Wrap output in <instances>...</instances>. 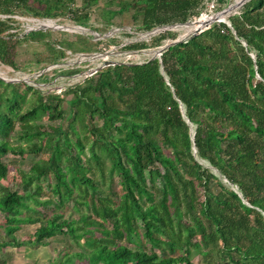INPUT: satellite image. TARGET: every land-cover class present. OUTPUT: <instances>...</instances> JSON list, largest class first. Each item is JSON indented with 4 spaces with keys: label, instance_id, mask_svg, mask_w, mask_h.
<instances>
[{
    "label": "trees",
    "instance_id": "1",
    "mask_svg": "<svg viewBox=\"0 0 264 264\" xmlns=\"http://www.w3.org/2000/svg\"><path fill=\"white\" fill-rule=\"evenodd\" d=\"M211 1L218 10L230 0H0V64L48 82L83 70L49 65L118 42L87 30L24 31L15 15L146 32ZM228 20L61 90L0 77V250L35 251L61 236L50 264H194V255L196 264H264V0ZM175 34L122 48H160Z\"/></svg>",
    "mask_w": 264,
    "mask_h": 264
},
{
    "label": "rangeland",
    "instance_id": "2",
    "mask_svg": "<svg viewBox=\"0 0 264 264\" xmlns=\"http://www.w3.org/2000/svg\"><path fill=\"white\" fill-rule=\"evenodd\" d=\"M235 0H230L228 3H233ZM239 7L234 10L233 13L238 11ZM220 10V9H218ZM209 7L207 6V9L205 11H202L201 13H209ZM217 10H213L212 12H215ZM200 13V14H201ZM231 13V14H233ZM199 14V15H200ZM194 16V17H199ZM225 15V18H221V21H223L225 24L228 26L230 25V22L228 20V16ZM15 17L19 20L20 22V28H22L24 31L29 30L30 28H36L37 26L41 24H47V25H62L64 27H69L68 28H63L61 30H65L67 33H64L62 37L64 38H73L72 33L78 29H74L71 27H78V25L73 24L71 21H65L64 23H58L56 20L53 19H38V18H32V17H24V16H18L15 15ZM194 17L188 19L192 20ZM220 22V21H217ZM94 24L100 25L99 21H95ZM124 26L130 27V30H117L116 32L113 33L118 39V42L113 44V43H108V44H103L100 45V50H97L95 52H89V53H83V52H78L76 54H69L67 55L64 60L60 63L49 65L46 67L51 71L52 68L56 67H72L73 65H79L82 67V71L76 74H71L69 76L66 75H59V74H54V77L48 81V82H35V78L37 77V73H22L17 70H12L10 67L5 66L0 64V77H2L5 80H24L25 82H28L30 84H33L37 87H39L42 91L47 92L52 89H57L61 90L67 86H70L78 81H80L85 74H89L92 69H95L101 65L104 64V62H143L147 59L153 58L154 56H157L159 53L160 48L157 47H150V48H142V49H134V50H129V49H124L122 48L123 45L131 43V42H136L140 40H148L151 35L146 34L145 32H140L137 31L132 27V25H128L126 23ZM114 28H117L116 26H112L109 30L110 31ZM68 29V30H67ZM186 27L182 28H175L173 32H175V37L174 39H180L184 40L190 36V34L193 32V30ZM55 30L56 29H52ZM106 31V32H107ZM120 31H127L131 36H126V35H119L118 32ZM90 32V31H89ZM105 32V33H106ZM91 33V32H90ZM112 36V35H111ZM93 39H100L98 37H94ZM170 42V40H167L165 44ZM39 49H43V43L41 42L40 45L38 46ZM69 53V51H67ZM26 53L22 54V57H24ZM29 56V54H27ZM26 57V56H25ZM45 68V69H46ZM49 71V72H50ZM24 92V95L22 94V97L24 99H29L31 97V94L29 92ZM18 158V157H17ZM31 160V155H26L24 159L19 160V170L20 173L24 172L27 170L29 167ZM198 161L203 164V166L208 167L212 172L216 173L221 181L223 183H227L225 178H223L219 172L212 167L206 160L198 158ZM12 174L9 175V180L5 182L8 186L13 187L14 184L18 182L19 179V174L16 172L15 176L16 178H13V167L10 166ZM18 174V175H17ZM235 187V186H234ZM32 225H28L27 227L24 228L25 232H31L33 230ZM22 237H27V234H24ZM67 238L66 237H58L57 239L51 240V242L45 246H39L35 251L28 246V245H21L20 247L16 248L13 246H6L0 250V257L4 258L6 260V264H50L52 259H56L57 257V249H62L65 244H66ZM199 258L198 255H194L192 257V262L194 264L197 263V259ZM77 264H85V262H76Z\"/></svg>",
    "mask_w": 264,
    "mask_h": 264
},
{
    "label": "water",
    "instance_id": "3",
    "mask_svg": "<svg viewBox=\"0 0 264 264\" xmlns=\"http://www.w3.org/2000/svg\"><path fill=\"white\" fill-rule=\"evenodd\" d=\"M246 1L248 0H238L235 4H227L226 6H224L223 8H221L220 10H217L213 13L210 14L211 18L210 20L204 22V25L198 29H193V32L190 34V36H193L195 34H197L198 32H200L201 30H203L204 28H206L207 26H209L211 23L213 22H217V21H220V22H223L221 21V18H225V15H231V13L234 12V10L236 8H240V6H242ZM202 14V13H201ZM200 14V15H201ZM199 15V17H200ZM226 16V17H227ZM199 17H194V19L192 20H187V21H184V22H173V23H170V24H165V25H161V26H156L154 28H152L151 30H148L146 31L145 33L146 34H149V35H153V34H157L161 31H164V30H174L175 28H182V27H187V26H195L199 23ZM39 28H50V29H56V30H61L63 28H68L69 27H64L62 25H47V24H41L39 26H37L36 28H30L29 30L31 29H39ZM71 28H74V29H78V30H82V31H90L94 36L98 37V38H105V37H108V36H111L113 35L114 32H116L117 30H130V27L128 26H121V27H117V28H114L110 31H107L106 33H103V34H100L99 32H96L90 28H86V27H82V26H78V27H71ZM67 29V30H68ZM178 41H181L180 39H174L170 42H168L167 44L163 45L160 50H159V53L157 56H154V57H159L160 54H161V51L162 49H166L170 44H173V43H176ZM115 62H104L103 65L95 68V69H92L90 73H93L95 72L97 69L103 67V66H106L108 64H113Z\"/></svg>",
    "mask_w": 264,
    "mask_h": 264
},
{
    "label": "bare ground",
    "instance_id": "4",
    "mask_svg": "<svg viewBox=\"0 0 264 264\" xmlns=\"http://www.w3.org/2000/svg\"><path fill=\"white\" fill-rule=\"evenodd\" d=\"M211 12L210 13H202L199 17V23L197 25H195V28L194 29H197V26L200 25V26H203L204 25V22L210 20L211 16H210Z\"/></svg>",
    "mask_w": 264,
    "mask_h": 264
},
{
    "label": "built area",
    "instance_id": "5",
    "mask_svg": "<svg viewBox=\"0 0 264 264\" xmlns=\"http://www.w3.org/2000/svg\"><path fill=\"white\" fill-rule=\"evenodd\" d=\"M207 6L209 7V13L211 12V13H213L212 12V9L214 10V2L213 1H211V2H209L208 4H207Z\"/></svg>",
    "mask_w": 264,
    "mask_h": 264
}]
</instances>
